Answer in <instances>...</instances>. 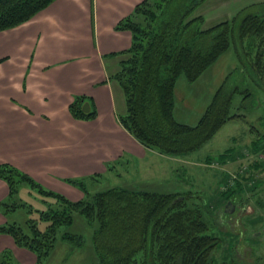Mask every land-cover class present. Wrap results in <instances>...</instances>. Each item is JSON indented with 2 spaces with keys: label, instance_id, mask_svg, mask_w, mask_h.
<instances>
[{
  "label": "trees",
  "instance_id": "16d2710c",
  "mask_svg": "<svg viewBox=\"0 0 264 264\" xmlns=\"http://www.w3.org/2000/svg\"><path fill=\"white\" fill-rule=\"evenodd\" d=\"M50 1L0 0V30L26 21ZM203 1L143 0L116 25L132 33L131 45L120 52L122 59L111 75L124 98L119 121L141 144L164 154L193 152L227 120L240 116L230 111L232 96L240 90L229 89L225 80L196 123L178 121L174 115L177 79L197 80L231 42L239 68L264 88V3L240 17L203 27V15L193 14ZM83 103L84 96L75 97L69 105L71 115L94 117L91 108L82 110ZM0 178L8 186L7 197L0 201V212L6 218L0 233L33 252L35 264L46 263L58 240L71 248L82 245L81 234L60 230L73 222L74 213L87 223L97 222L92 234L97 264H216L213 249L218 238L209 233L204 208L186 206L187 195L123 186L90 193L84 180H79L74 182L84 190V197L71 201L45 190L7 163L0 164ZM21 185L54 201L42 199L45 207L33 208L16 198ZM17 210L29 216L22 221L11 220ZM34 212L37 217L30 216ZM0 264H15L9 250L0 253Z\"/></svg>",
  "mask_w": 264,
  "mask_h": 264
},
{
  "label": "crops",
  "instance_id": "0c3cea01",
  "mask_svg": "<svg viewBox=\"0 0 264 264\" xmlns=\"http://www.w3.org/2000/svg\"><path fill=\"white\" fill-rule=\"evenodd\" d=\"M141 1L52 0L26 21L0 30V164L71 201L85 193L74 181L84 180L86 186L95 175L135 176L124 183L126 188L182 190L173 181L178 182L180 166L193 174L184 165L194 162L190 154L169 155L144 146L118 117L124 98L117 95L121 90L111 75L120 52L130 47L132 33L116 25ZM200 81L203 75L194 82L179 77L174 89L175 95L187 96L178 112L189 111L197 120L216 90L208 85L204 93L188 96L190 86ZM77 96H84L94 117L71 115L69 105ZM174 115L177 119L175 110ZM7 194L0 178V201ZM5 220L0 212V224ZM3 250L10 251L15 264H35L33 252L0 233Z\"/></svg>",
  "mask_w": 264,
  "mask_h": 264
},
{
  "label": "rangeland",
  "instance_id": "374dc122",
  "mask_svg": "<svg viewBox=\"0 0 264 264\" xmlns=\"http://www.w3.org/2000/svg\"><path fill=\"white\" fill-rule=\"evenodd\" d=\"M261 3L264 0H204L193 14H202L205 19L203 27H209L222 20L240 17L247 11H254ZM239 65L231 42L229 49L215 61L209 71L202 74L203 83L200 81L190 86L191 93L188 96L191 97H195L208 85L216 89L224 80L229 89L237 87L240 91L232 96L230 111L240 116L227 120L210 140L189 153V158L196 164L184 165L191 166L193 176L189 175L188 168L183 170L180 166L178 182L173 181L182 189L176 192L178 196H188V208L200 205L206 211L209 233L218 238L213 249L216 264L264 262V88L253 83ZM246 92L249 95H245ZM117 95L123 97L122 92H117ZM121 100L118 107L122 111ZM186 101L185 94L179 92L175 95L176 117L184 123L194 124L197 119H191V112H178V107L185 105ZM117 169L120 170V167ZM134 179L135 176L124 178L123 174H107L106 177L95 175L86 181V189L92 193L111 186H125L124 183ZM182 182H187L189 187ZM148 187L153 186L148 184ZM16 198L37 209L44 208L47 201H54L27 185L19 187ZM228 201L234 207L230 213L224 211ZM28 216L25 211L17 210L11 214L10 219L22 221ZM30 216L37 217V213H31ZM40 225L43 227L44 223ZM96 228L97 222L87 223L79 214L74 213L73 222L61 226L60 230L81 234L82 245L71 248L68 243L58 240L45 264H97L92 245V234Z\"/></svg>",
  "mask_w": 264,
  "mask_h": 264
},
{
  "label": "water",
  "instance_id": "95a60500",
  "mask_svg": "<svg viewBox=\"0 0 264 264\" xmlns=\"http://www.w3.org/2000/svg\"><path fill=\"white\" fill-rule=\"evenodd\" d=\"M81 108L83 111L87 112L89 110V103L84 102ZM233 209H234L233 204L231 203V201H228L224 207V211L230 213L233 211Z\"/></svg>",
  "mask_w": 264,
  "mask_h": 264
},
{
  "label": "bare ground",
  "instance_id": "6f19581e",
  "mask_svg": "<svg viewBox=\"0 0 264 264\" xmlns=\"http://www.w3.org/2000/svg\"><path fill=\"white\" fill-rule=\"evenodd\" d=\"M228 183V182H227Z\"/></svg>",
  "mask_w": 264,
  "mask_h": 264
}]
</instances>
